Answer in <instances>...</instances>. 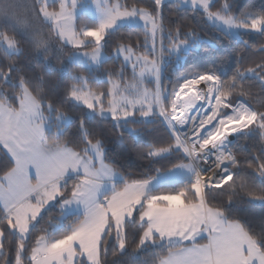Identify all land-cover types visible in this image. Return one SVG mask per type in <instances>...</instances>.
I'll list each match as a JSON object with an SVG mask.
<instances>
[{"label":"snow or ice","instance_id":"obj_1","mask_svg":"<svg viewBox=\"0 0 264 264\" xmlns=\"http://www.w3.org/2000/svg\"><path fill=\"white\" fill-rule=\"evenodd\" d=\"M0 264H264V0H0Z\"/></svg>","mask_w":264,"mask_h":264},{"label":"trees","instance_id":"obj_2","mask_svg":"<svg viewBox=\"0 0 264 264\" xmlns=\"http://www.w3.org/2000/svg\"><path fill=\"white\" fill-rule=\"evenodd\" d=\"M257 4L261 2V0H255ZM246 39H249L251 43H259V37L253 34L250 37H246ZM111 49H106V54L109 52ZM118 65H114L111 62L107 65H105V68L107 69H112V68H117ZM74 71H77V69H74L72 67H68L66 69L65 75H71ZM75 129L73 128L72 131ZM109 150H110V155L116 159L119 163H123L126 167H128L130 170L135 169L138 166V161H136L134 158H129V159H124L123 158V147L122 145L118 142L113 140L112 143L108 144ZM58 209H53L51 216L56 217L58 216ZM47 220V217L45 218Z\"/></svg>","mask_w":264,"mask_h":264}]
</instances>
